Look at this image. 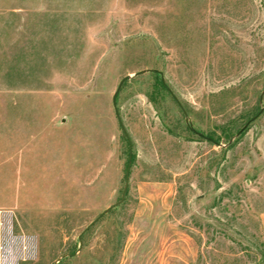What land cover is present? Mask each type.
Here are the masks:
<instances>
[{"label":"rangeland","instance_id":"1","mask_svg":"<svg viewBox=\"0 0 264 264\" xmlns=\"http://www.w3.org/2000/svg\"><path fill=\"white\" fill-rule=\"evenodd\" d=\"M147 69L215 143L149 71L129 159ZM263 212L264 0H0V264H264Z\"/></svg>","mask_w":264,"mask_h":264},{"label":"water","instance_id":"2","mask_svg":"<svg viewBox=\"0 0 264 264\" xmlns=\"http://www.w3.org/2000/svg\"><path fill=\"white\" fill-rule=\"evenodd\" d=\"M149 71L157 72V73L161 76V82H162V84L165 86L166 90L170 93V95H171V96L174 98V100L177 102V104H178L179 108L181 109V112H182V114H183V116H184L185 122L187 123V125H188L190 131H192L193 133H195V134L198 135V136H202V137H204L205 139H208L207 137L203 136L201 133L197 132V131L192 127L191 123H190L189 120H188L187 112H186V111L183 109V107L179 104V102L177 101V99L175 98V96L173 95V93L171 92V90L165 85L161 72H160V71H157V70H154V69L141 70V71H138V72L134 73L133 75H125L124 77H122V78L120 79V81H119L117 87H116V90L114 91V93H113V95H112V105H113V108H114V111H115L116 117H117L118 122H119V124H120V126H121V129L123 130V132H124V134H125V136H126V138H127V140H128V145H129V159H130V157H131V142H130L129 137H128V135L126 134V132H125V130H124V128H123V126H122V124H121V122H120V119H119V116H118V113H117V108H116V96H117V94H118V92H119V90H120L122 84H123L126 80H128L129 78H131V77H133V76H136V75H139V74H142V73H145V72H149ZM262 94H263V92H262ZM251 120H252V119H250V120L245 124V126L248 125V124L251 122ZM241 130H242V129H241ZM241 130H240V131H241ZM216 144H218V143H216ZM218 145H219V144H218ZM128 168H129V162H128V166H127V171H126V176H125L124 187H123V190H122V193H121V198H120V200H119L118 202L114 203L113 205L109 206V207L106 208L105 210H103V211L101 212V214L99 215V217L102 216L103 214L107 213V212H108L113 206L118 205V204H120V203L123 201V198H124V195H125V191H126V188H127V184H128V178H127V176H128ZM99 217H97V219H98ZM97 219H96V220H97ZM88 227H89V225H88V226L82 231V233H83ZM82 233H81V234H82ZM80 238H81V235L78 236V239H79V240H80Z\"/></svg>","mask_w":264,"mask_h":264},{"label":"trees","instance_id":"3","mask_svg":"<svg viewBox=\"0 0 264 264\" xmlns=\"http://www.w3.org/2000/svg\"><path fill=\"white\" fill-rule=\"evenodd\" d=\"M154 72V71H153ZM155 74H157V72H155ZM159 77V76H158ZM157 83H158V85L162 88V89H166L165 88V86L162 84V82H161V80L158 78V80H157ZM208 139V141H211V142H213V143H215L218 139H216V141H214L212 138H209V137H207Z\"/></svg>","mask_w":264,"mask_h":264},{"label":"crops","instance_id":"4","mask_svg":"<svg viewBox=\"0 0 264 264\" xmlns=\"http://www.w3.org/2000/svg\"><path fill=\"white\" fill-rule=\"evenodd\" d=\"M261 224H262V233H263V238H264V212L261 217Z\"/></svg>","mask_w":264,"mask_h":264}]
</instances>
